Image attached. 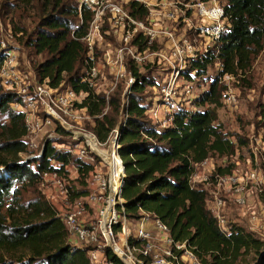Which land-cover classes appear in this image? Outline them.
<instances>
[{"label":"trees","instance_id":"1","mask_svg":"<svg viewBox=\"0 0 264 264\" xmlns=\"http://www.w3.org/2000/svg\"><path fill=\"white\" fill-rule=\"evenodd\" d=\"M218 1L223 4L226 28L204 53L190 59L189 70L183 71L185 77L203 81L209 67L215 66L217 74L207 78L208 87L193 100V110L180 109L173 124L164 129L154 127L146 116L149 106L143 94L155 86L154 79L133 65L135 81L126 103L120 89L106 97L82 83L88 68L83 37L92 17L86 6L79 9L76 0H24L21 11L37 9L36 25L26 39L34 54L43 57L35 69L37 80L87 93L81 107L91 120L88 131L100 144H106L118 131V154L124 166V216L131 221L144 217L160 220L173 240L185 242L200 264H244L250 253L256 264H264L262 242L237 225L223 234L206 208L209 188L190 183L194 166L207 157L229 158L236 150L240 159L243 156L240 151L248 140L234 139L218 123L224 92L220 78L234 76L240 87L242 83L251 89L247 80L255 59L264 51V0ZM128 11L138 20L147 15V9L136 1L129 4ZM16 30L26 34L23 27ZM5 56L0 47V68ZM16 102H21L17 94L0 88V264H90V248L70 243L40 185L44 172L66 173V167L77 165L78 176L69 182V188L74 197H83L92 166L55 148L71 138L59 125L41 155L22 160L20 154L29 152L24 140L27 131L24 115L10 108ZM259 117L264 118L263 108ZM52 162L60 167L55 168ZM228 170L217 168L222 174ZM258 199L264 204V194ZM105 251L109 260L121 264Z\"/></svg>","mask_w":264,"mask_h":264},{"label":"built area","instance_id":"2","mask_svg":"<svg viewBox=\"0 0 264 264\" xmlns=\"http://www.w3.org/2000/svg\"><path fill=\"white\" fill-rule=\"evenodd\" d=\"M111 1L78 2L79 9L86 6L89 10H95L83 37L88 68L82 83L96 93L109 96L105 91H96L97 82L107 80L104 69H107L110 77L123 83L126 89L130 88L135 81L130 66L140 69L152 62L154 57H162L163 51L153 52V44L158 40L167 41L169 49L173 51L168 59L169 63L176 58L181 60L186 52L191 54L190 59L197 56V53L192 55L193 47L188 41H183L166 28L157 29L151 18L143 21L144 19L138 20L130 16L128 9L124 7V0ZM135 1L140 4V1ZM188 3L192 13L202 24L197 27V36L203 39L206 50L219 39L225 30L224 25H227L223 7L201 1ZM167 19L177 21L179 16L167 13ZM106 25L107 29L104 30ZM109 27L119 30L120 45L113 49L104 41L105 35L110 34ZM140 45L145 48L140 49ZM14 66V61L6 54L0 68V84L6 92L17 94L21 98V102L10 104V108L25 117L27 134L24 140L34 136L42 138L50 131L55 133L59 125L70 133L71 143L60 145L57 150L66 151L75 159L92 166L87 176L88 192L78 198L72 195L69 188V182L78 176L77 165L66 167V173L55 170L41 175L44 196L67 230L70 243L90 248L87 252L90 264H114L109 260L106 249L121 264H200L185 242L173 240L168 227L160 220L144 217L131 221L124 216L121 198L124 166L118 154V131L112 133L106 144H100L90 131L80 130L76 126L82 117L91 122L86 109L81 107L87 93L76 92L62 84L53 87L48 80H37L32 85L23 87L17 81L9 80L13 76L10 69ZM184 78L183 68L179 65L172 69L170 76L167 75L159 86L160 95H157L146 111L147 120L154 127H170L175 114L180 109L187 110L184 100L179 97L182 93L178 92L182 87L179 79ZM220 82L224 85L223 106L230 111L236 110L239 90L234 85H238L239 80L225 74ZM182 92L189 94L190 86ZM259 122L257 134L248 137L251 146L245 160L239 158L238 150L229 158L209 156L194 166L190 176L191 185L209 188L206 208L217 228L225 235L230 232L232 225H236L228 216L229 207L237 209L240 220L245 217V207L251 193L258 197L264 194V177L258 168L260 162L264 164V118L259 117ZM44 146L45 144L38 155L43 153ZM52 165L60 167L57 162H52ZM218 167L229 170L224 174L218 173ZM71 169L75 174L74 179H71ZM257 206L258 217L252 215L250 220H257L259 223V239L264 252V204L258 199Z\"/></svg>","mask_w":264,"mask_h":264},{"label":"rangeland","instance_id":"3","mask_svg":"<svg viewBox=\"0 0 264 264\" xmlns=\"http://www.w3.org/2000/svg\"><path fill=\"white\" fill-rule=\"evenodd\" d=\"M36 2V0H34ZM77 3L79 0H76ZM120 1V0H112ZM111 1V2H112ZM124 7L129 8V4L135 0H124ZM140 4L144 5L147 9V16L144 18H151L157 29L166 28L173 32L175 36L181 38L183 41H188L193 47V56L204 53L205 44L203 39L197 36V27L201 24L198 18L192 13L190 4L188 2L201 1L205 4L216 3L223 6L218 0H138ZM137 2V1H136ZM115 3V2H113ZM24 0H0V47L5 53L14 61V68L10 69L13 76L10 77V81H17L20 85L27 86L32 85L37 81L35 69L37 65L43 61V57L34 54L32 49L26 45V39L33 31L37 22V9L27 12H22ZM79 6V5H78ZM92 17L95 10H91ZM167 13L178 14L179 19L177 21H169L167 19ZM106 15H108L106 13ZM142 20V19H141ZM21 23V24H20ZM186 23V24H185ZM202 25V24H201ZM18 27H23L26 31L25 35L17 32ZM226 28V25H224ZM107 29V25L104 30ZM110 29V27H109ZM117 29H110V34L105 35L104 40L106 45L109 43L111 49L120 45ZM167 41L158 40L153 44V52H162V57H154L152 62L147 63L146 66H142L139 71L143 75H149L154 79V85L157 87L146 88L143 96L145 98V104L150 106L153 101L160 95L158 89L165 78L170 76L173 68L182 67L183 71L189 70V60L191 54L187 52L181 57V60L175 59L174 62L169 63L168 59L171 57L172 50L169 49ZM209 48V47H208ZM152 51V50H151ZM99 53V52H98ZM100 54V53H99ZM101 55V54H100ZM107 80H100L97 82L96 91L108 93L112 95L116 89H120L122 92V99L124 103L129 98L130 88H125V85L120 81H116L107 74V69H104ZM217 74L216 67H209L206 79H179V84L182 86L178 92L182 93L179 97L184 100V104L187 110H193L191 106L193 100L199 96L207 87V78H213ZM251 77L247 80L251 85V89L242 85H234L239 90L238 107L236 110L230 111L223 105L217 110L218 123L221 124L223 131L234 137V139L241 137L243 140L247 139L248 143L241 148L242 160L248 157V148L251 146L248 137L256 135L260 126L259 113L263 108L264 100V51L255 59L253 63V69L251 71ZM23 82L25 84H23ZM101 86V88H100ZM190 86L191 92L186 94L182 90ZM66 87V86H63ZM2 91L6 92L1 86ZM8 92V91H7ZM155 99V100H154ZM89 120H85L82 117L80 123L76 124L80 130L88 131ZM54 131H50L43 136H34L26 141L28 145V153L20 154L22 160L27 159L28 156L37 155L41 147L46 144L47 139L54 136ZM33 141V142H32ZM34 143V144H32ZM71 139L66 145H70ZM30 145V146H29ZM37 145V146H31ZM62 144H55V148L59 149ZM31 153V154H30ZM261 175L264 177V164L260 162L258 165ZM71 179L75 178L73 170H70ZM41 191L44 194L45 190L40 185ZM258 195L251 193L248 199L247 206L245 207V217L238 219V211L234 207H229L228 216L231 220L236 222V225L241 227L245 232L250 233L254 239H259L260 231L258 229V221L250 220V216L254 215L258 217L259 209L257 206ZM260 240V239H259ZM255 256L253 253L248 254L246 262L244 264H256Z\"/></svg>","mask_w":264,"mask_h":264},{"label":"water","instance_id":"4","mask_svg":"<svg viewBox=\"0 0 264 264\" xmlns=\"http://www.w3.org/2000/svg\"><path fill=\"white\" fill-rule=\"evenodd\" d=\"M263 254H264V252H263Z\"/></svg>","mask_w":264,"mask_h":264}]
</instances>
